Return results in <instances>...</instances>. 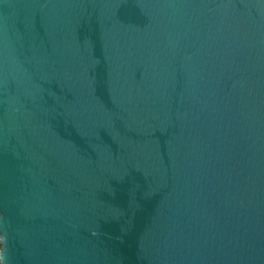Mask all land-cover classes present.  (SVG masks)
<instances>
[{"label": "water", "instance_id": "water-1", "mask_svg": "<svg viewBox=\"0 0 264 264\" xmlns=\"http://www.w3.org/2000/svg\"><path fill=\"white\" fill-rule=\"evenodd\" d=\"M0 264H264V0H0Z\"/></svg>", "mask_w": 264, "mask_h": 264}]
</instances>
